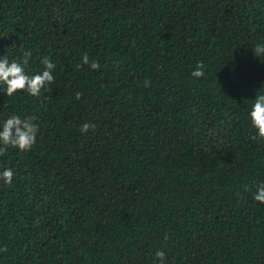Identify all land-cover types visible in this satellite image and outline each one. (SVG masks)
Masks as SVG:
<instances>
[{
	"label": "trees",
	"instance_id": "obj_1",
	"mask_svg": "<svg viewBox=\"0 0 264 264\" xmlns=\"http://www.w3.org/2000/svg\"><path fill=\"white\" fill-rule=\"evenodd\" d=\"M257 44L264 0H0V59L56 65L39 97L0 85V127L39 124L0 156V264H264Z\"/></svg>",
	"mask_w": 264,
	"mask_h": 264
},
{
	"label": "clouds",
	"instance_id": "obj_2",
	"mask_svg": "<svg viewBox=\"0 0 264 264\" xmlns=\"http://www.w3.org/2000/svg\"><path fill=\"white\" fill-rule=\"evenodd\" d=\"M256 56L264 59V44H257L252 49ZM32 52L26 51L23 54V63L15 60L11 61L6 55L0 59V85H5V93L8 97L13 96L18 92H27L32 96L39 97L42 90L47 84L54 82L55 77L53 72L56 65L47 56L43 57L41 63L44 70L41 73L30 75L26 72ZM84 64H88L92 70H99L100 64L98 60H90L87 53L83 54L82 64L77 65L78 68ZM203 62L196 65V70L192 75L196 78H201L205 74ZM146 85L150 81H145ZM82 93H77L76 98L80 99ZM252 126L257 129V135L252 136L253 140H264V94H257L252 110L250 112ZM38 117L35 115H28L21 117L13 114L9 116L0 127V156L7 154L8 148H17L20 152L31 151L36 143L37 133L39 131ZM90 129L94 130L95 125L92 123H84L81 125L80 131L87 133ZM14 172L11 168H5L0 171V179L6 184H11L14 178ZM250 188H245V191H250ZM253 199L264 203V183H259L256 192L253 194ZM2 249L0 251H5ZM156 258L160 264H167V256L163 250H157Z\"/></svg>",
	"mask_w": 264,
	"mask_h": 264
}]
</instances>
